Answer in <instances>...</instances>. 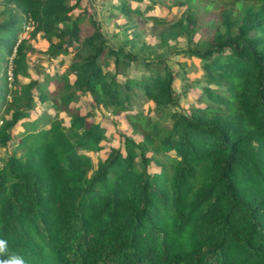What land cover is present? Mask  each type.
<instances>
[{
  "label": "trees",
  "instance_id": "16d2710c",
  "mask_svg": "<svg viewBox=\"0 0 264 264\" xmlns=\"http://www.w3.org/2000/svg\"><path fill=\"white\" fill-rule=\"evenodd\" d=\"M116 1L133 37L138 20L185 36L178 54L200 61L204 105L174 109L164 58L127 75L137 57L82 0H0V239L26 264H264V0H236L197 40L191 12L169 25ZM37 34L51 70L24 83ZM140 95L156 119L134 111ZM85 97L142 139L118 133L94 164L105 131L73 106Z\"/></svg>",
  "mask_w": 264,
  "mask_h": 264
},
{
  "label": "rangeland",
  "instance_id": "374dc122",
  "mask_svg": "<svg viewBox=\"0 0 264 264\" xmlns=\"http://www.w3.org/2000/svg\"><path fill=\"white\" fill-rule=\"evenodd\" d=\"M247 1L236 0H154L152 9H147V0L137 2L130 1L131 7L141 8L146 15L164 18L168 24H173L183 19L187 13L191 12L197 18L201 25L195 34L194 40L203 37L204 34L210 35L219 23L220 13L224 8H233L239 11L241 5ZM83 9L91 14L95 21L99 23L101 32L108 43L115 48L123 49L125 52L132 53L138 59V64L132 62L130 67L125 69L129 76H140L144 68L143 63L147 61H156L164 58L167 65L173 70L175 79L173 88L178 100L176 110H189L190 106L202 107L205 96L203 86L205 85L202 77L203 73L200 67V61L197 58H187L180 51L187 47V40L183 34H177L175 37L166 36V27L156 25L153 21L138 20L136 26L139 28V36L133 37L135 27H129L130 21L121 16L113 7L118 4L116 0H82ZM82 11L76 10L75 13ZM208 31L207 33H205ZM34 51L28 54V72L30 77H20L21 82H28L30 79L42 77V68L51 70L48 64L49 60L44 51L47 48L46 40L37 34L35 39L30 40ZM62 57H58L60 59ZM68 58V57H67ZM56 63V61H54ZM63 69V67H58ZM122 79L121 76H119ZM12 81V78L9 79ZM134 111L141 110L156 119L153 111V103L147 101L142 95L134 103ZM73 106L78 107L80 113L92 112V120L103 127L105 131V140L103 149L99 152L89 153L94 164L104 159L111 147L120 146V136L118 133H126L137 141L142 139L140 134H136L130 128L125 114L113 116L104 108H93L89 104L88 97L82 98ZM40 113L37 109L32 113V118ZM65 123H68L67 116L64 117ZM5 151L0 149V153Z\"/></svg>",
  "mask_w": 264,
  "mask_h": 264
},
{
  "label": "clouds",
  "instance_id": "9594fccd",
  "mask_svg": "<svg viewBox=\"0 0 264 264\" xmlns=\"http://www.w3.org/2000/svg\"><path fill=\"white\" fill-rule=\"evenodd\" d=\"M0 264H26V261L18 254H9L7 240L0 239Z\"/></svg>",
  "mask_w": 264,
  "mask_h": 264
},
{
  "label": "built area",
  "instance_id": "2783aa9c",
  "mask_svg": "<svg viewBox=\"0 0 264 264\" xmlns=\"http://www.w3.org/2000/svg\"><path fill=\"white\" fill-rule=\"evenodd\" d=\"M9 78L11 79L12 77H11V74H9Z\"/></svg>",
  "mask_w": 264,
  "mask_h": 264
}]
</instances>
